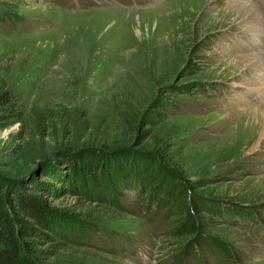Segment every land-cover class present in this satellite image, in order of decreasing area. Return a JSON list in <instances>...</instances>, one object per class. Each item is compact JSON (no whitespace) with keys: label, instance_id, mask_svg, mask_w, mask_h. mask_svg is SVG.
<instances>
[{"label":"rangeland","instance_id":"rangeland-1","mask_svg":"<svg viewBox=\"0 0 264 264\" xmlns=\"http://www.w3.org/2000/svg\"><path fill=\"white\" fill-rule=\"evenodd\" d=\"M234 1L0 0V116L24 119L0 120V175L71 220L34 264H264V136L240 134L264 107V11ZM80 146L98 175L134 156L152 178L64 186L49 160Z\"/></svg>","mask_w":264,"mask_h":264},{"label":"trees","instance_id":"trees-1","mask_svg":"<svg viewBox=\"0 0 264 264\" xmlns=\"http://www.w3.org/2000/svg\"><path fill=\"white\" fill-rule=\"evenodd\" d=\"M11 101L12 97L7 92L0 94V108H3V110L10 109L9 106ZM9 112V116L5 113L0 116V120L10 119L8 117L13 118V121H8L4 124V127L10 126L13 122H24V119L20 117L18 113ZM44 135L45 133L39 134L38 138L44 139ZM35 137H37L35 134H28L26 136L28 145L25 146L26 149H29L28 142ZM81 147L82 146L77 148H65L68 155H64L61 162L55 158L62 155L61 152L49 160L54 167L61 164L67 167L68 170L65 171L68 174V178L60 180L61 184L64 186L70 183V186H78L81 188L83 185H86L87 182L101 178L104 179L103 185L114 182L116 183V188L119 190L130 183H133L134 187L137 185L140 190L146 179L144 178L146 176L145 173L149 174L148 177L152 178L153 172H150L151 169H154L152 161L140 157L135 159L139 167L138 174L134 175L131 173L132 171L129 169V164L130 161L134 159V156L126 158L123 165L118 164V166H112V164L109 163L107 165L108 167L104 170L105 173L103 172V174L101 173V175H98L97 172H99L100 169L99 164L102 162L104 163L103 158H100L102 155L96 157L94 155L96 153L93 152V154H91L92 157L88 160L87 156H83V154L88 151L84 152ZM149 157L151 158V156ZM45 161L46 160L43 159L42 162ZM157 168L156 172L159 173V168ZM49 169V166H42L41 171L42 173H50L53 175L52 172H49ZM165 173H161L162 181H169L172 183L174 176L168 172ZM96 174L99 178H95ZM55 180L60 183L59 179ZM69 180L70 182H68ZM147 182L150 183L149 178ZM178 187L179 190L174 193L175 196H181L183 191H185L184 187L180 185ZM58 191V189L53 187L45 190V192L51 194V196L56 195ZM188 197L189 200H191L190 193H188ZM185 207H188L189 214L195 212L189 205H185ZM62 214L64 213L59 210L47 207L44 201L38 196L30 195L29 191L22 187V183L19 184L10 181L0 175V264H34L37 259L43 261L44 259L53 257L54 254L50 248L54 247L55 235L61 234L65 229L64 226L69 224L67 220H70L69 218H63ZM48 249H50V251Z\"/></svg>","mask_w":264,"mask_h":264},{"label":"bare ground","instance_id":"bare-ground-1","mask_svg":"<svg viewBox=\"0 0 264 264\" xmlns=\"http://www.w3.org/2000/svg\"><path fill=\"white\" fill-rule=\"evenodd\" d=\"M227 9L230 10V12L233 11V13L240 14L241 16H244L245 18L247 14H249L250 12L256 9V5L252 0H238V1L232 2L231 4L229 3V5L227 6ZM253 21L254 23L252 22L253 24L251 26L252 31L259 30L260 29L259 26L264 22L263 17L258 16V15H255V18ZM255 22L256 23L258 22L260 25L256 24ZM258 56L259 57H255V59L256 60L260 59V62H264V55L260 54ZM261 67L264 70V65H261ZM260 79L264 80V72H262V74L260 75ZM254 85L256 87L260 86L257 83H255ZM248 117H250L251 119H249L248 122L242 124V127L240 128V134L247 133L248 135L249 133L253 132L255 135L259 134L260 136H264V107H262L258 111L252 112L250 116ZM249 125L252 126L254 131L250 129L251 127L249 128Z\"/></svg>","mask_w":264,"mask_h":264}]
</instances>
